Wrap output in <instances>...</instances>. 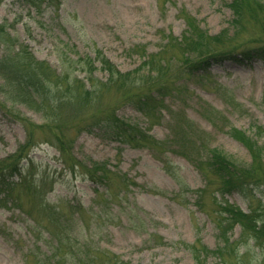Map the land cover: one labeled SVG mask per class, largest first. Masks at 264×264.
<instances>
[{"label": "rangeland", "instance_id": "rangeland-1", "mask_svg": "<svg viewBox=\"0 0 264 264\" xmlns=\"http://www.w3.org/2000/svg\"><path fill=\"white\" fill-rule=\"evenodd\" d=\"M229 3L0 0V29L15 46L23 45L36 60L67 74L78 93L90 89L85 103L62 99L59 129L30 107L21 90L14 95L7 87L0 91L5 176L0 180V264H47L62 235L66 241L60 253H67L69 244L79 246L83 236V254L92 257L111 251L130 264H193L185 244L199 238L214 248L224 206L246 213L264 210L263 184L224 192L221 175L206 166L203 155L217 149L236 169L253 164L249 149L234 135L242 131L264 147V61L252 52L237 53L213 62L205 73L187 74L179 72L181 64L174 58V40L187 29V20L217 33L232 18ZM258 28L264 34L260 23H247L233 42L238 43L235 50L246 52L261 44L252 42L261 38ZM94 46L121 72L144 71L143 61L150 55L161 65L165 62L176 81L162 98L150 92L157 100L153 98L152 107L144 104L149 91L143 85L133 91L144 87L139 98H125L104 82L101 70L68 63L71 71L63 73L67 71L58 58L64 47L75 57L92 54ZM143 73H138L141 80ZM181 131L190 138L181 139ZM59 144L66 153L62 156ZM104 170L112 172L109 199L90 178ZM238 180L233 176V182ZM159 237L166 244L158 243ZM230 239L235 241L229 254L237 250L238 255L246 253V264H264V246L248 239L250 245L244 247L245 234L237 223ZM215 261L210 255L204 264Z\"/></svg>", "mask_w": 264, "mask_h": 264}, {"label": "trees", "instance_id": "trees-1", "mask_svg": "<svg viewBox=\"0 0 264 264\" xmlns=\"http://www.w3.org/2000/svg\"><path fill=\"white\" fill-rule=\"evenodd\" d=\"M229 7L231 9L232 18L228 22V26L214 34L207 33V30L202 29L199 24L195 22V19L191 18L187 20V29L179 39L176 38L177 40H174L177 47L174 58L179 60L181 64L179 72L193 74L200 71L201 73H205L213 62L227 58H236L237 53L249 54L252 52V54L258 55L264 61V34L259 28L257 34H259L261 38L255 39L252 42L261 44L248 48L246 52L241 51L242 49L236 51V46L234 45L238 43L233 44L247 23L253 21L255 23H260L261 26L264 27V2L262 0H230ZM15 45L12 37L9 36L8 33L5 34V31L3 32L1 28L0 46H3L5 50L0 53V78H2L0 80V91H5L4 88L6 87L7 91H11V94L21 90L26 102L31 105L30 107L38 111L44 120H49L50 123L53 122L55 124L53 128L59 129V123L62 122V120L59 119V111L63 104V100L77 101L79 104L85 103L87 102L86 98L89 96L88 93L90 89L87 90L86 93H78L76 90L77 88H72L69 85L70 80L67 74H60L58 71L48 66L45 61L36 60L23 45ZM66 48L64 47L61 50V55L58 58L62 68L67 71L63 73H68L70 70V67H68L69 65L66 66L68 63H74L78 67L83 65L84 69H91L94 71L101 70L105 74L104 82L111 83L112 86L117 88V91L121 93V95L124 94L122 96L125 98H131L136 95L139 98L138 94H142L143 88H148L147 91H149V95L144 94L143 100L145 101L144 104L148 103L150 104L149 106L152 107L154 102L157 101L155 100V96L158 94V96L162 98L170 91V85L176 81L173 75L171 78L169 77L167 64L165 62H163V65L159 64V59L151 58L150 55L143 61L146 65L144 71L140 72V70L136 69L121 72L111 59L108 58L101 49L95 46L90 50L92 54L86 52L84 55L78 54L75 56L76 58L70 56L71 49L68 48L67 50ZM76 52L77 51L74 53ZM164 68L165 70L162 72ZM143 72L146 75H144ZM158 72H160V78L155 77ZM138 73H143L141 74L143 76L142 80L139 78L140 74ZM149 77H151V79ZM141 85L144 86L141 91L138 90V92L133 93V91L140 88ZM152 91L156 92L155 96L150 94ZM125 95H127V97ZM82 96H84V98ZM24 98H22L23 101H25ZM142 109L143 111L146 110L144 108ZM113 122L115 123V121ZM114 125H116V123ZM179 134L181 139H186V137L190 138L189 133L186 131H181ZM234 136L247 146L251 153L253 164L251 163L250 166H246L243 169H236L235 163L230 157L217 149L209 148V151L203 154L205 155L204 162L211 171L221 175L224 186L220 189L226 192V189L229 187H239L242 191H246L249 185H256L255 188L261 184L264 185V155L262 153L264 147L258 144L256 145V142L242 131H238ZM56 138L59 139V136ZM59 145L60 146L57 147L61 151L62 156L66 153L63 151L62 144ZM2 163L3 161L1 160L0 180L1 178H5V176L2 177ZM89 172L90 176L94 175V172ZM109 173L111 174L112 172L110 170H104L97 178H93L94 176L90 177L93 181L103 186V193H107L108 199L110 198L109 189L111 187L109 184L111 180ZM233 176L236 180L237 178L239 179V183H236V181L233 182ZM121 183V188H127L124 185V183H126L125 181H119L116 184L121 185ZM223 208L225 214L217 219L216 222L218 228V244L214 248H210L207 244L201 242L199 238H197V241L194 243L185 244L184 247L191 253L193 258V264H204L206 258L210 255L216 258L214 264H246L244 262L246 253H240L238 255V251L236 250L234 254H229L230 246L233 241H235L230 239L231 231L236 223L240 226L241 235L245 234V241L241 243L244 244V247L250 245L248 239H251L253 244L258 246V248L264 246V216L260 218V214L263 213L264 215V210L262 212L252 211L246 213L234 209L230 205H226ZM99 214L100 210L99 213H95L96 216ZM149 235L153 238L152 233H149ZM82 237L79 236L81 239V244L79 246L69 244V251L67 253H60L58 251L60 244L66 241V237L62 235L61 239L57 240L56 245L52 246L53 248L50 250L47 262L45 263L130 264L129 261L123 260L118 254L111 251H106L101 257H92L88 253L83 254L85 253L86 241ZM159 239L158 243L162 242L166 244V242L162 240V237H159ZM238 239L240 241V238ZM102 251L105 250L103 249ZM259 254L260 252H258V255ZM261 261H264V257ZM258 262L259 261H255V264H259Z\"/></svg>", "mask_w": 264, "mask_h": 264}]
</instances>
